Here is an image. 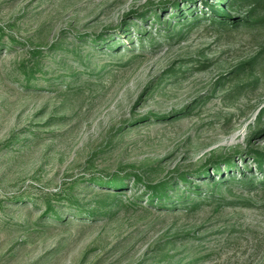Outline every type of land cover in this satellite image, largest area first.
<instances>
[{
  "label": "rangeland",
  "instance_id": "obj_1",
  "mask_svg": "<svg viewBox=\"0 0 264 264\" xmlns=\"http://www.w3.org/2000/svg\"><path fill=\"white\" fill-rule=\"evenodd\" d=\"M229 1L0 0V264H264V7ZM118 174L225 206L45 216Z\"/></svg>",
  "mask_w": 264,
  "mask_h": 264
},
{
  "label": "trees",
  "instance_id": "obj_2",
  "mask_svg": "<svg viewBox=\"0 0 264 264\" xmlns=\"http://www.w3.org/2000/svg\"><path fill=\"white\" fill-rule=\"evenodd\" d=\"M189 1V0H188ZM223 2H227V0H222ZM229 6V9L233 10L238 7H253V10L251 13L257 9V7H264V0H231L229 3H227ZM153 14L156 17V20L160 22V19L157 18L156 12L154 9H152ZM212 14H215L218 16V18H215L214 16L210 19V22L213 24H218L220 26H227L230 25L232 28L237 27H246L248 24L244 20L236 21L234 20L230 15H225L224 11H218L216 9L211 10ZM168 16H172L169 14ZM258 23L261 21H257ZM253 22V23H257ZM1 38V37H0ZM14 42V40H11ZM95 41V40H93ZM140 46H144L146 42V37H142L139 39ZM127 46L123 45L121 48H118V52H122L123 50L119 49H126ZM31 55V58H35L34 61H32L31 66V74L26 77V83L24 82L23 85L25 88L30 87L29 83L34 78L35 73L41 71L42 69V61L44 59L43 50L40 48L33 49L29 52ZM253 159L256 162V165L258 169L262 172H264V154L260 151H257L253 154ZM229 161V160H228ZM230 165H233L234 163H228ZM203 174L207 175L208 171L206 170ZM202 174V175H203ZM130 175H112L108 179H100V178H93L91 181L93 182L92 185L96 186L101 193H98L94 198V208H87L83 205H81V202L75 197V196H63L61 200L56 202V205L54 203L49 202L46 205V217H52L56 220L64 221L66 217L69 219L76 218V219H92L96 220L99 217L102 216H108L110 213L114 210L115 207H127L134 206L141 209H146L147 207L151 208H157L159 211H179L180 209H184L186 213H192L198 210L201 206L209 205V206H215L217 208L225 206V203L219 200H215L214 198L209 199L206 198L204 201L201 199V194L198 190H196L197 199L194 202L189 201L188 198H186L184 195L179 194V187L180 185L177 183H174V186H172L171 181H163L157 184H151L147 183L142 177H140L137 174H131ZM201 175V174H197ZM128 178L133 179V183L135 186V190H139V188H143L144 192L142 195L134 196L133 202H128L127 204L122 203L124 199L127 198L126 192L128 188ZM180 181L183 183H187L186 176L181 175ZM246 182L245 180H243ZM216 184V183H215ZM96 191V192H100ZM113 191V192H108ZM172 192V194H170ZM69 194H73L71 190L67 192ZM63 200H66L70 203V210L67 212H62V209L56 210V206L59 205ZM35 199H30L31 203H36ZM61 201V202H60ZM144 205H135V202H143ZM190 203V204H189ZM181 204V205H180ZM69 221V220H68ZM164 260L168 261V258H163Z\"/></svg>",
  "mask_w": 264,
  "mask_h": 264
}]
</instances>
